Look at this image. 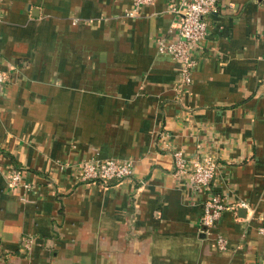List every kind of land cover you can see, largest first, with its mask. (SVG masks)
<instances>
[{
    "label": "crops",
    "instance_id": "1",
    "mask_svg": "<svg viewBox=\"0 0 264 264\" xmlns=\"http://www.w3.org/2000/svg\"><path fill=\"white\" fill-rule=\"evenodd\" d=\"M179 1L125 16L132 0H0V264H261L264 0L217 1L182 87L158 50L179 39ZM173 148L216 158L208 189L173 176ZM92 157L134 171L78 182ZM212 192L245 206L203 232Z\"/></svg>",
    "mask_w": 264,
    "mask_h": 264
},
{
    "label": "built area",
    "instance_id": "2",
    "mask_svg": "<svg viewBox=\"0 0 264 264\" xmlns=\"http://www.w3.org/2000/svg\"><path fill=\"white\" fill-rule=\"evenodd\" d=\"M218 0H180L171 10L178 15L179 39L175 42L158 41V50L169 52L175 61L179 63L178 86L182 87L191 82V72L197 61V51L200 43L209 34V23L207 17L216 8ZM154 0H132V9L125 12V16H133L137 13L140 5L151 4ZM6 83V74L0 69V92ZM172 174L176 179L185 177L195 188L205 189L209 187L214 178L218 163L216 158L198 148L194 155L187 156L182 149L173 148ZM134 160L131 158H88L83 159L76 165V180L82 183L106 184L112 180H123L132 175L134 171ZM6 178L10 187L27 184L22 183L23 171L9 166ZM245 206L239 201L230 204L221 194L208 193L203 201L202 214L199 224L202 231L214 227L224 210ZM264 233V228H259ZM30 241V240H29ZM215 245L220 249H226L225 239L217 237ZM264 264V257L261 260Z\"/></svg>",
    "mask_w": 264,
    "mask_h": 264
}]
</instances>
